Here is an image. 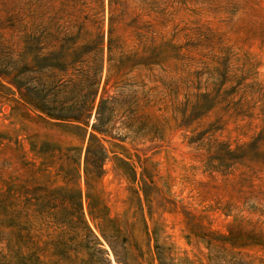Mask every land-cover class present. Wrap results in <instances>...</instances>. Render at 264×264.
Returning a JSON list of instances; mask_svg holds the SVG:
<instances>
[{"label":"rangeland","instance_id":"374dc122","mask_svg":"<svg viewBox=\"0 0 264 264\" xmlns=\"http://www.w3.org/2000/svg\"><path fill=\"white\" fill-rule=\"evenodd\" d=\"M102 1L108 71L87 130L131 264L148 250L154 264H264V0Z\"/></svg>","mask_w":264,"mask_h":264},{"label":"trees","instance_id":"16d2710c","mask_svg":"<svg viewBox=\"0 0 264 264\" xmlns=\"http://www.w3.org/2000/svg\"><path fill=\"white\" fill-rule=\"evenodd\" d=\"M103 9L0 0V264H111L84 205L114 260H134L99 187L107 151L95 124L87 130L108 71Z\"/></svg>","mask_w":264,"mask_h":264}]
</instances>
